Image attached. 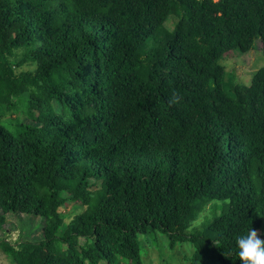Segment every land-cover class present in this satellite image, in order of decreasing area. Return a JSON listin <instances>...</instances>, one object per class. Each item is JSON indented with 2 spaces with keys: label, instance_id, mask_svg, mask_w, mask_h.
<instances>
[{
  "label": "trees",
  "instance_id": "1",
  "mask_svg": "<svg viewBox=\"0 0 264 264\" xmlns=\"http://www.w3.org/2000/svg\"><path fill=\"white\" fill-rule=\"evenodd\" d=\"M254 47L264 0H0V222L44 223L0 250L143 264L149 240L239 264L264 228V66L243 84L222 62Z\"/></svg>",
  "mask_w": 264,
  "mask_h": 264
},
{
  "label": "rangeland",
  "instance_id": "2",
  "mask_svg": "<svg viewBox=\"0 0 264 264\" xmlns=\"http://www.w3.org/2000/svg\"><path fill=\"white\" fill-rule=\"evenodd\" d=\"M218 1V0H215ZM176 22L175 17H171L167 23L168 28H172ZM226 68L227 78L234 79L243 84L251 83L253 74L264 66V55L262 50L255 48L248 54L231 53L227 59L223 60ZM77 210L75 204L66 203L62 212L64 214H74ZM1 215V214H0ZM43 220L33 216L10 214L5 223L0 222V241L6 239L8 243H14L21 240L38 241L43 236ZM261 239H264V228L257 232ZM163 240V239H162ZM16 242V243H15ZM146 251L143 253V264H184L187 256L190 255L193 248L190 244L178 245L175 250H170L165 241L158 242L156 248L148 240L145 242ZM17 247V245H16ZM0 264H16L0 250Z\"/></svg>",
  "mask_w": 264,
  "mask_h": 264
},
{
  "label": "clouds",
  "instance_id": "3",
  "mask_svg": "<svg viewBox=\"0 0 264 264\" xmlns=\"http://www.w3.org/2000/svg\"><path fill=\"white\" fill-rule=\"evenodd\" d=\"M239 264H264V239L250 228L235 239Z\"/></svg>",
  "mask_w": 264,
  "mask_h": 264
}]
</instances>
